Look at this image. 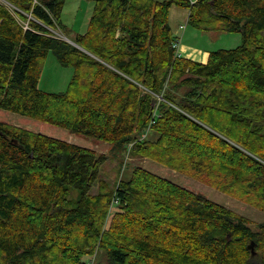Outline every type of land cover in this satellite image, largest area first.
Instances as JSON below:
<instances>
[{
    "label": "trees",
    "instance_id": "trees-1",
    "mask_svg": "<svg viewBox=\"0 0 264 264\" xmlns=\"http://www.w3.org/2000/svg\"><path fill=\"white\" fill-rule=\"evenodd\" d=\"M63 2L0 0V109L114 153L0 121V264H264V225L141 167L124 177L122 158L205 178L264 212V0H93L76 46L50 32ZM172 5L241 44L204 64L182 57ZM49 52L73 70L64 93L38 89Z\"/></svg>",
    "mask_w": 264,
    "mask_h": 264
},
{
    "label": "rangeland",
    "instance_id": "rangeland-1",
    "mask_svg": "<svg viewBox=\"0 0 264 264\" xmlns=\"http://www.w3.org/2000/svg\"><path fill=\"white\" fill-rule=\"evenodd\" d=\"M93 0H64L62 12L60 14V28L50 30L51 34L62 40L72 39L76 34H83L86 31L87 23L92 12ZM161 1V0H159ZM167 15V25L174 37L179 39V43L185 46L191 52L190 54L196 61L204 59L203 52L216 51L223 49H234L241 44V37L237 33L207 32L195 28L188 22V10L182 7L172 5ZM182 27V28H181ZM64 37V38H63ZM65 41V40H64ZM49 52L44 62V66L39 77L38 89L47 93L65 92L71 81L73 70L69 67H62L56 58ZM201 57V58H200ZM0 121L6 124L19 127L31 132L61 140L80 147L91 149L97 154L111 156V147L98 140L87 138L78 134L70 133L67 130L30 119L18 114H14L0 109ZM123 176L127 177L131 168L138 166L157 176L168 179L169 181L188 189L194 193L200 194L208 200L217 203L237 216H242L249 221V227L257 230L258 225H264V212L256 207L243 202L237 195H228L215 188L205 179L192 178L185 174L175 172L161 165L158 162L143 158L126 157ZM109 174L110 171H107ZM117 210L111 208L106 220L105 228L108 227L113 214ZM95 261L104 263L101 253H97Z\"/></svg>",
    "mask_w": 264,
    "mask_h": 264
},
{
    "label": "crops",
    "instance_id": "crops-1",
    "mask_svg": "<svg viewBox=\"0 0 264 264\" xmlns=\"http://www.w3.org/2000/svg\"><path fill=\"white\" fill-rule=\"evenodd\" d=\"M187 48L185 47V46H182V45H180V43H179V45H178V53H179V55H181L182 57H184V58H187V59H190V60H193V61H196V60H194V56L195 55H191L190 53L191 52H187ZM203 55L202 56H204V59L202 60V59H198L199 61H196V62H199V63H202V64H204V63H206V61H207V59H208V53L207 52H203L202 53ZM201 58V57H200Z\"/></svg>",
    "mask_w": 264,
    "mask_h": 264
},
{
    "label": "water",
    "instance_id": "water-1",
    "mask_svg": "<svg viewBox=\"0 0 264 264\" xmlns=\"http://www.w3.org/2000/svg\"><path fill=\"white\" fill-rule=\"evenodd\" d=\"M212 13H213V11H212ZM63 38H64V37H63ZM64 40H65L66 42H68L69 44H71V45H73V46H76L75 43L72 42L71 40L66 39V38H64ZM150 103H152V105L155 103V98H154V97L151 99V102H150ZM248 249H250L251 252H252V254H254V251H253V243H251V244L248 246Z\"/></svg>",
    "mask_w": 264,
    "mask_h": 264
},
{
    "label": "built area",
    "instance_id": "built-area-1",
    "mask_svg": "<svg viewBox=\"0 0 264 264\" xmlns=\"http://www.w3.org/2000/svg\"><path fill=\"white\" fill-rule=\"evenodd\" d=\"M193 2V0H191V3ZM182 28V27H181ZM179 39L177 38V41L173 43V47L177 50L178 53V45H179Z\"/></svg>",
    "mask_w": 264,
    "mask_h": 264
}]
</instances>
